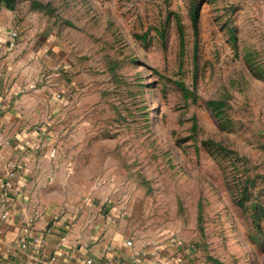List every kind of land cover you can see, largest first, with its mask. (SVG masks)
<instances>
[{"label": "rangeland", "instance_id": "1", "mask_svg": "<svg viewBox=\"0 0 264 264\" xmlns=\"http://www.w3.org/2000/svg\"><path fill=\"white\" fill-rule=\"evenodd\" d=\"M0 6L49 56L60 205L178 264H264V0Z\"/></svg>", "mask_w": 264, "mask_h": 264}, {"label": "crops", "instance_id": "2", "mask_svg": "<svg viewBox=\"0 0 264 264\" xmlns=\"http://www.w3.org/2000/svg\"><path fill=\"white\" fill-rule=\"evenodd\" d=\"M29 45L0 6V264H176L129 246L110 214L60 205L66 188L49 173L51 93L40 76L49 56Z\"/></svg>", "mask_w": 264, "mask_h": 264}, {"label": "built area", "instance_id": "3", "mask_svg": "<svg viewBox=\"0 0 264 264\" xmlns=\"http://www.w3.org/2000/svg\"><path fill=\"white\" fill-rule=\"evenodd\" d=\"M127 244H128V245H130V244H131V241H130V240H128V241H127Z\"/></svg>", "mask_w": 264, "mask_h": 264}]
</instances>
